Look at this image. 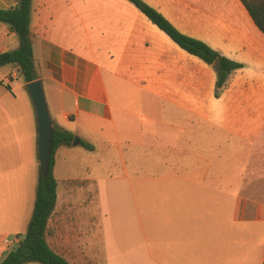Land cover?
<instances>
[{
	"label": "crops",
	"instance_id": "0c3cea01",
	"mask_svg": "<svg viewBox=\"0 0 264 264\" xmlns=\"http://www.w3.org/2000/svg\"><path fill=\"white\" fill-rule=\"evenodd\" d=\"M143 1L179 31L177 16L208 31L191 37L242 67L215 97L214 67L145 19L128 29L89 0H31L36 79L53 127L78 138L54 150L44 239L69 264H263L264 34L240 0ZM17 45L0 22V53ZM37 141L25 83L3 65L0 259L33 211ZM121 195L127 213L111 214Z\"/></svg>",
	"mask_w": 264,
	"mask_h": 264
},
{
	"label": "trees",
	"instance_id": "16d2710c",
	"mask_svg": "<svg viewBox=\"0 0 264 264\" xmlns=\"http://www.w3.org/2000/svg\"><path fill=\"white\" fill-rule=\"evenodd\" d=\"M30 1L18 0L13 7L0 9V22L6 24L10 31L18 37V45L14 49L0 53V67L11 64L17 68L19 77L24 83L36 79L34 58L29 39ZM146 18L163 31L180 48L207 64H211L216 72L214 95L218 96L225 85L229 74L242 67V64L229 59L200 39L188 36L179 31L157 9L143 0H128ZM256 27L264 34V0H240ZM52 148L45 176L38 173L34 206L26 230L21 239L1 259L0 264H24L37 262L41 264H69L62 256L50 249L44 239L45 224L55 202L56 182L52 174L54 150L59 145H70L73 134L69 131L53 127ZM79 144L92 150L93 146L80 140ZM264 264V262H263Z\"/></svg>",
	"mask_w": 264,
	"mask_h": 264
},
{
	"label": "rangeland",
	"instance_id": "374dc122",
	"mask_svg": "<svg viewBox=\"0 0 264 264\" xmlns=\"http://www.w3.org/2000/svg\"><path fill=\"white\" fill-rule=\"evenodd\" d=\"M84 1H88V0H84ZM92 1L94 3V5H96L95 8H98V12L104 11L105 8L104 7H109L113 12H115V15L120 17L122 19V23L126 24V28L131 29L135 26H142V19H145L147 23L153 25L154 30L163 38L168 39L169 41L170 38L163 32L161 31L157 26H155L154 24H152L145 16L144 14H142L131 2H129L128 0H89ZM152 1H156V0H152ZM153 7V6H152ZM178 17V19H177ZM176 18V22L179 26H183L185 27L182 28V30H180L182 33L187 34V35H198V36H203V37H207L208 36V31L199 29L197 27H192V23L187 22L185 19H182L181 17L177 16ZM113 21V20H112ZM114 22V21H113ZM115 25V23H114ZM178 29V28H177ZM179 30V29H178ZM222 31H218L217 33H221ZM216 33V34H217ZM215 35H210L209 38L212 40V38ZM173 42V41H172ZM174 43V42H173ZM177 45V44H176ZM199 59V58H198ZM215 71V69H214ZM234 72V71H233ZM231 72V73H233ZM216 73V72H215ZM230 73V74H231ZM229 77V76H228ZM227 81V80H226ZM226 85V83H225ZM224 87V86H223ZM222 87V88H223ZM222 90V89H221ZM221 90L219 92V95L221 93ZM215 96V95H214ZM216 97V96H215ZM103 194H101V199L108 198V195H106V190L102 191ZM109 197L112 199L114 197H116V195L114 194V191L111 189L110 190V195ZM120 199V204L119 205H110L109 206V210H111L112 212H110L111 214H115V215H125L127 213V209L123 206L125 205L126 199L124 196H119ZM116 204V203H115ZM123 204V205H122ZM103 209L106 210V204L103 206ZM106 211H100V219L102 217V215H106Z\"/></svg>",
	"mask_w": 264,
	"mask_h": 264
},
{
	"label": "water",
	"instance_id": "95a60500",
	"mask_svg": "<svg viewBox=\"0 0 264 264\" xmlns=\"http://www.w3.org/2000/svg\"><path fill=\"white\" fill-rule=\"evenodd\" d=\"M25 89L33 104L37 122L38 135V164L39 172L45 176L48 171V161L52 148L53 125L48 112L41 79L25 83ZM72 144L78 143V138L73 137Z\"/></svg>",
	"mask_w": 264,
	"mask_h": 264
},
{
	"label": "built area",
	"instance_id": "2783aa9c",
	"mask_svg": "<svg viewBox=\"0 0 264 264\" xmlns=\"http://www.w3.org/2000/svg\"><path fill=\"white\" fill-rule=\"evenodd\" d=\"M7 242V241H6Z\"/></svg>",
	"mask_w": 264,
	"mask_h": 264
}]
</instances>
